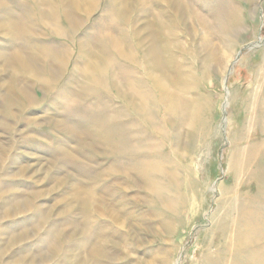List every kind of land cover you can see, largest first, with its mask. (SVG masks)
I'll list each match as a JSON object with an SVG mask.
<instances>
[{"label": "rangeland", "instance_id": "obj_1", "mask_svg": "<svg viewBox=\"0 0 264 264\" xmlns=\"http://www.w3.org/2000/svg\"><path fill=\"white\" fill-rule=\"evenodd\" d=\"M163 262L264 264V0H0V264Z\"/></svg>", "mask_w": 264, "mask_h": 264}, {"label": "bare ground", "instance_id": "obj_2", "mask_svg": "<svg viewBox=\"0 0 264 264\" xmlns=\"http://www.w3.org/2000/svg\"><path fill=\"white\" fill-rule=\"evenodd\" d=\"M188 13V12H187ZM239 20H240V18H239ZM238 21V20H237ZM226 24H229V23H226ZM237 24V23H236ZM220 25V24H219ZM224 29V28H223ZM231 29V28H230ZM230 29H227V31L226 30H224L226 33L227 32H230L231 30ZM219 30H221V28L219 29ZM239 30V29H238ZM223 31V32H224ZM219 32V31H218ZM220 33L221 34V36H220V38H219V40H218V43H219V45H220V47H221V49H223L224 50V52L221 54V60H219V61H217L218 62V64L220 65H226L227 63H228V61L226 62V57H227V55H228V53H229V49L233 46V43H232V40H226V38L224 37V34L225 33ZM152 51H154V50H152ZM222 51V50H221ZM220 51V52H221ZM155 53V52H154ZM150 54H151V52H150ZM211 56V55H210ZM211 59V58H210ZM209 61V60H208ZM211 61V60H210ZM23 64V63H22ZM217 64V65H218ZM210 68V67H209ZM217 70V69H216ZM225 71V70H224ZM17 85V84H16ZM22 94V93H21ZM140 97V96H139ZM141 101V100H140ZM136 102H137V100H136ZM21 170V169H20ZM27 201V200H26ZM31 201V200H30ZM22 202V201H21ZM29 203V202H28ZM80 204V203H79ZM108 213V212H107ZM90 234V233H89ZM99 250V249H98ZM91 252V251H90ZM89 252V253H90ZM96 252H98L96 249L94 250V253H96ZM92 254V253H91ZM168 254V253H167ZM171 254H172V252H171ZM89 256V255H88ZM92 256V255H91ZM167 256H169V254L167 255ZM94 257V256H93ZM90 258V257H89ZM92 258V257H91ZM91 260V259H90ZM91 261H93V260H91ZM166 263V262H165ZM164 262H163V264H165Z\"/></svg>", "mask_w": 264, "mask_h": 264}]
</instances>
